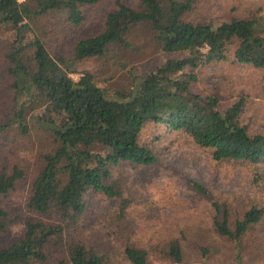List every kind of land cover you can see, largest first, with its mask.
<instances>
[{"label":"trees","instance_id":"16d2710c","mask_svg":"<svg viewBox=\"0 0 264 264\" xmlns=\"http://www.w3.org/2000/svg\"><path fill=\"white\" fill-rule=\"evenodd\" d=\"M100 1L0 0V31L14 32L4 65L17 94L43 109L37 119L52 138L50 149L42 153L44 164L25 206H0V238L22 225L18 237L0 244V264H152L157 251L172 264H181L183 237L145 244L121 224L119 254L116 245L98 246L75 236L94 195L119 202L116 220L122 223L131 201L114 177V169L121 162L141 166L157 161L149 143L142 141L150 121L186 132L202 147L211 148L217 160L264 161V133L251 132L241 119L245 98L223 109L218 96L205 97L192 88L197 69L207 62L231 59L264 68L260 19L195 21L189 16L192 0H136L137 8L115 0L102 29L67 44L55 55L43 36L27 37L32 22L47 15L60 18L56 24L63 23V29L79 28L88 21L85 7ZM141 22L150 23L167 55L161 66L133 76L123 89L100 85L89 71H83L78 80L70 75L87 58L103 56L116 45L128 47V30ZM23 106L13 116L0 119V150L20 142L15 135L29 134ZM23 176L22 168L10 169L1 163L0 194L14 190ZM213 206L217 210L214 231L236 245L264 215L253 205L231 227L228 217L233 204L216 199Z\"/></svg>","mask_w":264,"mask_h":264},{"label":"rangeland","instance_id":"374dc122","mask_svg":"<svg viewBox=\"0 0 264 264\" xmlns=\"http://www.w3.org/2000/svg\"><path fill=\"white\" fill-rule=\"evenodd\" d=\"M125 1L137 8L136 0ZM114 2L102 0L86 6L88 21L79 28L63 29V23L56 24L60 18L54 15L40 17L32 22L27 37L35 33L43 36L55 55L67 44L102 29L107 11L115 7ZM192 3L189 16L195 21L221 23L233 18H257L264 23V0H192ZM13 38L11 29L0 31V119L13 116L24 103L23 114L30 131L26 136L15 135L20 142L0 150V164L24 170L16 188L6 195L0 194V206L23 208L32 183L43 167L42 153L50 149L52 138L37 119L43 109L17 94L14 79L4 65ZM127 39L128 47L116 45L103 56L87 58L70 75L78 80L83 71H89L100 85L123 89L129 87L133 76L151 72L165 62L167 55L149 22L132 25ZM197 75V81L192 84L195 92L205 97L218 96L223 109L245 98L242 122L251 132L264 133V68L229 59L204 63L197 69ZM142 141L149 143L157 161L141 166L121 162L114 169V177L131 201L122 223L116 220L120 203L94 195L75 236L85 237L98 246L116 245L121 254L118 231L124 224L132 236L145 244L158 245L176 236L183 237L181 264H264V215L260 223L248 229L239 245L213 229L216 199H227L233 204L228 217L231 227L253 205L264 211V161L253 164L236 159L217 160L211 148L202 147L186 132L154 121L144 127ZM21 230V224L14 226L0 238V244L18 237ZM119 257L123 259L122 255ZM151 260L152 264H172L158 251Z\"/></svg>","mask_w":264,"mask_h":264}]
</instances>
